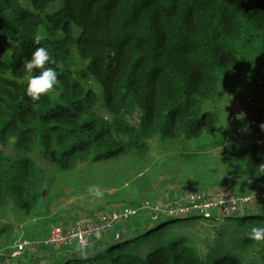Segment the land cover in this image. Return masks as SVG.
<instances>
[{
    "label": "trees",
    "instance_id": "16d2710c",
    "mask_svg": "<svg viewBox=\"0 0 264 264\" xmlns=\"http://www.w3.org/2000/svg\"><path fill=\"white\" fill-rule=\"evenodd\" d=\"M30 2L34 9L21 0H0V207L15 203L31 216L14 223L1 211L0 264H264V240L248 235L251 227L264 226V197L234 214L152 211L131 223L141 208L87 247L42 243L12 256L17 242L42 241L54 226L68 228L63 224L73 219L53 218L48 235L38 237L37 210L52 181L34 158L39 148L64 176L82 163L143 159L155 136L171 144L183 138L215 143L221 115L207 105L242 77L261 73L264 81V0ZM35 34L46 37L41 45L32 43ZM39 46L63 70L57 69L60 84L34 101L26 88L39 72L22 65ZM77 53L87 62L82 68L75 64ZM92 78L102 85V95ZM99 103L111 120L98 113ZM137 113L140 123L134 125ZM223 151L234 163L248 160L254 189L264 182V147L248 151L233 140ZM126 201L124 207H140L134 199ZM201 216L236 223L231 232L213 229L205 245L183 228ZM33 219L38 221L27 226Z\"/></svg>",
    "mask_w": 264,
    "mask_h": 264
},
{
    "label": "rangeland",
    "instance_id": "374dc122",
    "mask_svg": "<svg viewBox=\"0 0 264 264\" xmlns=\"http://www.w3.org/2000/svg\"><path fill=\"white\" fill-rule=\"evenodd\" d=\"M21 1L26 7L34 9L30 0ZM55 9L57 6H51L47 12ZM74 61L78 68L87 64L86 61L81 60L78 53L75 54ZM260 79H263V76L257 73L249 78L242 77L229 86H223L220 94L207 105V108L221 115L219 116L222 134L220 140L215 143L205 139L183 138L184 140L171 144L169 141H163L160 136H155L149 141L150 149L143 159L120 158L100 164L82 163L77 170L72 171V174L64 176L59 175L55 161L39 148L34 158L45 169L48 182L52 181L50 186L45 188L43 200L37 210L42 218V222L39 223L41 235L38 237L42 238L48 233L52 226L49 224L50 221L59 215L63 218H73L69 223L63 224L70 228L82 217L93 218L110 209L123 208L122 206L128 203V201L123 202L124 200L134 199V203L139 204V208L143 209L141 213L139 212V217L130 220L131 223L138 224L145 214L152 215V211L170 215L193 213L189 210L176 209L179 207L176 206V202L180 203V199L191 191L213 198L258 195L255 201L262 199L264 182L255 189L251 186L250 182H254V176L246 162L248 160L234 163L223 151L225 144L233 140L243 143L248 151H251L254 145L264 147V84H259ZM90 82L102 95V85L95 78L90 79ZM250 88L256 89V93L252 96L247 94ZM97 111L107 119H112V115L103 104L99 103ZM131 123L134 125L140 123L138 113L133 116ZM256 126L261 130L260 133L256 131ZM242 136L248 140L243 142ZM92 187L103 192L104 195L99 198L91 195L89 189ZM1 211L5 215L8 213L9 220L14 223L31 219V216L15 203L0 207V213ZM153 216L155 217L156 214ZM209 218L211 217L194 218L183 228L191 238L194 236L198 240L203 239L206 245L211 242L213 229L231 232L236 223L224 221L223 217ZM37 221L38 219L27 221L26 225L35 224ZM180 229L182 228L172 230ZM129 230L132 229L128 228Z\"/></svg>",
    "mask_w": 264,
    "mask_h": 264
},
{
    "label": "built area",
    "instance_id": "2783aa9c",
    "mask_svg": "<svg viewBox=\"0 0 264 264\" xmlns=\"http://www.w3.org/2000/svg\"><path fill=\"white\" fill-rule=\"evenodd\" d=\"M259 84H264L260 79ZM256 93L255 88L247 91L249 96ZM258 195L248 196H221L218 198H210L205 194L198 192H188L182 198L181 205H177L178 210H189L193 213H210L211 211L220 212L221 214H234L240 208L254 199ZM141 208L124 207L123 209H113L110 212L102 213L96 217H82L78 219L70 228L63 226H54L49 236L42 241L21 240L13 245L12 256H18L24 252L27 247L36 246L44 243L49 246L71 245L74 242L79 243L82 247L89 246L93 237H99L114 227V225L123 220L135 217L139 214ZM168 212V211H166ZM190 214V213H179ZM192 214V213H191Z\"/></svg>",
    "mask_w": 264,
    "mask_h": 264
},
{
    "label": "clouds",
    "instance_id": "9594fccd",
    "mask_svg": "<svg viewBox=\"0 0 264 264\" xmlns=\"http://www.w3.org/2000/svg\"><path fill=\"white\" fill-rule=\"evenodd\" d=\"M43 34H35L32 39V43L35 45H41L42 41L45 40ZM54 65L55 67H52ZM23 69L29 73L34 70H38L39 74L34 75L27 84L26 94L32 100L38 101L43 96H46L50 90L60 84L59 72L63 70V64L55 59L44 46H39L32 52L31 57L25 59L22 65ZM261 171L264 172V166ZM89 193L97 198L104 195L103 192L99 191L95 187L89 189ZM249 238L255 241L264 240V226L256 225L251 227Z\"/></svg>",
    "mask_w": 264,
    "mask_h": 264
},
{
    "label": "crops",
    "instance_id": "0c3cea01",
    "mask_svg": "<svg viewBox=\"0 0 264 264\" xmlns=\"http://www.w3.org/2000/svg\"><path fill=\"white\" fill-rule=\"evenodd\" d=\"M126 201V200H125ZM124 202V201H123ZM123 208H124V206H122ZM123 208H119V209H123ZM113 210V209H112ZM93 238H95V237H93ZM55 247H58V246H55ZM33 249V248H32Z\"/></svg>",
    "mask_w": 264,
    "mask_h": 264
}]
</instances>
